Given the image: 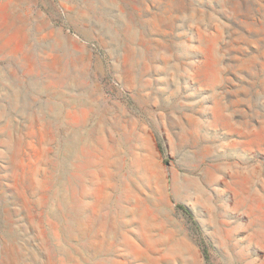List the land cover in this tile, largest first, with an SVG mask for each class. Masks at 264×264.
Returning <instances> with one entry per match:
<instances>
[{
	"label": "rangeland",
	"instance_id": "1",
	"mask_svg": "<svg viewBox=\"0 0 264 264\" xmlns=\"http://www.w3.org/2000/svg\"><path fill=\"white\" fill-rule=\"evenodd\" d=\"M0 264H264V0H0Z\"/></svg>",
	"mask_w": 264,
	"mask_h": 264
},
{
	"label": "trees",
	"instance_id": "2",
	"mask_svg": "<svg viewBox=\"0 0 264 264\" xmlns=\"http://www.w3.org/2000/svg\"><path fill=\"white\" fill-rule=\"evenodd\" d=\"M158 150L161 154H163L164 152V149L163 147L161 146V144L158 143ZM176 207L178 209H180L185 215L188 216V218L192 219L190 213L186 210V208L180 204H177ZM196 225H195V229H196ZM200 249H201V252H202V255L204 257V259L206 260V262H209V253H208V248H207V245H205L203 242L200 243Z\"/></svg>",
	"mask_w": 264,
	"mask_h": 264
}]
</instances>
